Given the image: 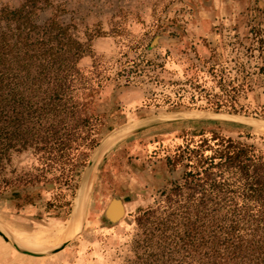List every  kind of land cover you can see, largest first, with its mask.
<instances>
[{"label":"rangeland","instance_id":"1","mask_svg":"<svg viewBox=\"0 0 264 264\" xmlns=\"http://www.w3.org/2000/svg\"><path fill=\"white\" fill-rule=\"evenodd\" d=\"M23 1L0 0V9L16 8ZM41 5L38 23L56 15L71 23L80 37L89 29L101 32L92 41L93 56L80 62L84 70L94 57L116 67L125 59L135 60L140 71L129 74L128 82L124 77L110 79L93 101V109L103 117L99 144L114 133L125 135L84 178L77 231L58 252L31 251L38 256L23 254L0 237V264H133L135 217L180 181L187 145L218 133L264 152V75L259 73L264 44L256 43L264 39V0H45ZM211 67L250 86L238 99L249 113L215 111L207 108L203 94L190 97V81L213 89ZM188 113L235 114L263 126L183 117ZM94 149L68 187L42 182L0 193V231L31 249L63 243L36 245L16 235L34 242L29 240L32 235L61 230L71 221L74 227L75 195ZM34 165L29 151L12 158L19 174ZM111 201L123 208L115 221L105 215Z\"/></svg>","mask_w":264,"mask_h":264},{"label":"trees","instance_id":"2","mask_svg":"<svg viewBox=\"0 0 264 264\" xmlns=\"http://www.w3.org/2000/svg\"><path fill=\"white\" fill-rule=\"evenodd\" d=\"M43 2L0 9V193L42 182L70 186L99 144L103 117L94 99L110 79L128 82L139 70L135 60L116 67L94 57L84 70L80 62L93 56L101 32L80 37L56 15L38 23ZM210 70L213 89L190 81V97L203 94L215 111L249 113L238 99L250 86ZM259 70L264 75V60ZM27 151L35 165L16 173L12 158ZM184 154L180 181L135 217L133 264H264V152L212 133Z\"/></svg>","mask_w":264,"mask_h":264},{"label":"bare ground","instance_id":"3","mask_svg":"<svg viewBox=\"0 0 264 264\" xmlns=\"http://www.w3.org/2000/svg\"><path fill=\"white\" fill-rule=\"evenodd\" d=\"M194 115L195 116H203L202 113H200V114L188 113V114H186L184 116L188 117V116H194ZM203 117H216V118H219V119H222V120H226V121H231V122H239V123L249 124V125H252V126H263V125L258 124L255 121H252V120H249V119H246V118H239V117L229 116V115L211 114V115H207V116H203ZM124 135H125V133H123V132H120V133L117 132V133H114L111 136H107L105 139H103L101 144H100V146L94 151L93 157L91 159V166L89 167V170L92 167V165H95L99 161V159L105 154V152L109 148H111L113 145H115V143L118 142L121 138H124L123 137ZM89 170L87 169V174L86 175H88ZM86 175H85V177H86ZM85 186L86 185L83 184L81 186V188L79 189V193H78V197L79 198H78L77 206L76 207L74 206L76 208V211L74 213V227H73L72 221H71V223H69L67 227H65V228H63L61 230H58V231H55V232H50V233H41V234L32 235L29 238V240L34 241L36 243L30 242V241H26V240L20 238L17 235H16V237L18 239H20L21 241H23V242L36 244V245H45V244H50V243H59V242H63L66 239L70 238L75 233V231H77V225L81 221L80 213H82V211H83V205H84V199H83L84 195L83 194H84V191H85ZM9 237H10L9 240L11 239L10 241H12V243L15 244L17 247L25 249V250H29V251H35V252H45V251H48V250H51V249L58 248L63 243H65V242H63V243L57 245L56 247L46 248V249H42V250H37V249H31V248H27L26 246H23L22 244H20L16 240H14V238L11 236V234L9 235ZM40 243H43V244H40ZM35 252H33V253H35Z\"/></svg>","mask_w":264,"mask_h":264},{"label":"water","instance_id":"4","mask_svg":"<svg viewBox=\"0 0 264 264\" xmlns=\"http://www.w3.org/2000/svg\"><path fill=\"white\" fill-rule=\"evenodd\" d=\"M215 114H220V115H229V116H235V117H239V118H246V117H242V116H239V115H235V114H221V113H215ZM184 115H186V114H184ZM183 115V116H184ZM201 119H203V118H198V119H196V120H201ZM246 119H249V120H252V121H257V119H254V118H246ZM101 144V143H100ZM100 144L99 145H97V147L94 149V151L100 146ZM93 154H94V152H93ZM93 162V161H92ZM91 166V160L89 161V163H88V166H87V168L85 169V171L83 172V174H82V177H81V181H80V183H79V186H78V189H77V193H76V195H75V199L78 197V193H79V189L81 188V186L83 185V183H84V178H85V175L87 174V169L89 170V167ZM86 177H87V175H86ZM79 198V197H78ZM74 202H75V200H74ZM73 209H74V205H73ZM72 209V213H73V210ZM116 209V210H115ZM122 213H123V208H122V206L117 202V201H111L109 204H108V206H107V208H106V210H105V215H106V217L109 219V220H111V221H115V220H117V219H119V217H121V215H122ZM71 218H72V216H71ZM0 237L5 241V242H7V243H9L15 250H17V251H19V252H21V253H23V254H25V255H30V256H38L39 255V253H33V252H31V251H27V250H21V249H19L15 244H13L10 240H9V238H7L1 231H0ZM67 244V242H65V243H63L61 246H59L57 249H54L52 252L53 253H55V252H58L60 249H62V248H64L65 247V245ZM41 255V254H40Z\"/></svg>","mask_w":264,"mask_h":264}]
</instances>
